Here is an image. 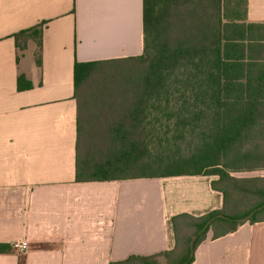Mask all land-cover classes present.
Returning <instances> with one entry per match:
<instances>
[{
	"label": "crops",
	"instance_id": "0c3cea01",
	"mask_svg": "<svg viewBox=\"0 0 264 264\" xmlns=\"http://www.w3.org/2000/svg\"><path fill=\"white\" fill-rule=\"evenodd\" d=\"M248 21L264 24V0H248ZM36 27L41 65L34 37L25 48L15 37ZM144 49V0H0V246L29 245L0 251V264L158 256L176 248V217L223 209L217 176L76 180V63L137 58ZM191 264H264V221L216 239L210 230Z\"/></svg>",
	"mask_w": 264,
	"mask_h": 264
},
{
	"label": "trees",
	"instance_id": "16d2710c",
	"mask_svg": "<svg viewBox=\"0 0 264 264\" xmlns=\"http://www.w3.org/2000/svg\"><path fill=\"white\" fill-rule=\"evenodd\" d=\"M15 37H34L41 65V28ZM144 43L137 58L75 65L76 180L217 176L223 209L176 217L173 251L112 263L191 264L208 221L227 217L195 250L264 205V175L235 176L264 173V24L248 21V0H144ZM260 221L264 209L248 222Z\"/></svg>",
	"mask_w": 264,
	"mask_h": 264
},
{
	"label": "water",
	"instance_id": "95a60500",
	"mask_svg": "<svg viewBox=\"0 0 264 264\" xmlns=\"http://www.w3.org/2000/svg\"><path fill=\"white\" fill-rule=\"evenodd\" d=\"M264 209V205L253 210L250 214H248L247 216L243 217V218H239L237 219V221L239 222H248L255 214H257L259 211L263 210ZM217 218H227L224 214H220V215H217L215 217H213L210 221L207 222V224L204 226V228L199 231L192 239L191 241V254H190V258H193L194 256V253H195V244H196V241L197 239L199 238V236L206 232L208 230V228L211 226V224L217 219Z\"/></svg>",
	"mask_w": 264,
	"mask_h": 264
},
{
	"label": "built area",
	"instance_id": "2783aa9c",
	"mask_svg": "<svg viewBox=\"0 0 264 264\" xmlns=\"http://www.w3.org/2000/svg\"><path fill=\"white\" fill-rule=\"evenodd\" d=\"M13 249L16 252L23 253L28 249V244L26 242H16Z\"/></svg>",
	"mask_w": 264,
	"mask_h": 264
},
{
	"label": "rangeland",
	"instance_id": "374dc122",
	"mask_svg": "<svg viewBox=\"0 0 264 264\" xmlns=\"http://www.w3.org/2000/svg\"><path fill=\"white\" fill-rule=\"evenodd\" d=\"M31 36H34L35 34H30ZM29 35V36H30ZM25 40H27V37H25V38H22V42H24ZM127 74V72H125L124 73V75H126ZM253 176H255V175H262V173L261 172H258V173H253L252 174ZM186 230L184 229V231L182 230L181 232H179L180 233V235H181V237H182V235H183V232H185ZM19 242H26V241H19ZM16 243V242H15ZM14 243V244H15ZM27 244H28V242H26ZM14 244L11 246V248H12V250L14 251V249H13V246H14ZM183 244V243H182ZM28 248H29V245H28ZM28 250V249H27ZM160 264H165V260L164 261H162Z\"/></svg>",
	"mask_w": 264,
	"mask_h": 264
}]
</instances>
